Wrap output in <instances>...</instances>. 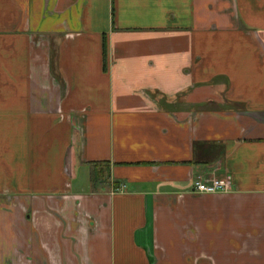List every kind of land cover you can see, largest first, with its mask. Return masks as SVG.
Returning a JSON list of instances; mask_svg holds the SVG:
<instances>
[{"label": "crops", "instance_id": "obj_1", "mask_svg": "<svg viewBox=\"0 0 264 264\" xmlns=\"http://www.w3.org/2000/svg\"><path fill=\"white\" fill-rule=\"evenodd\" d=\"M0 264H264V0H0Z\"/></svg>", "mask_w": 264, "mask_h": 264}, {"label": "built area", "instance_id": "obj_2", "mask_svg": "<svg viewBox=\"0 0 264 264\" xmlns=\"http://www.w3.org/2000/svg\"><path fill=\"white\" fill-rule=\"evenodd\" d=\"M194 189L200 194L227 193L232 190V183L227 178L222 180L213 178L207 181L201 175L194 181Z\"/></svg>", "mask_w": 264, "mask_h": 264}, {"label": "trees", "instance_id": "obj_3", "mask_svg": "<svg viewBox=\"0 0 264 264\" xmlns=\"http://www.w3.org/2000/svg\"><path fill=\"white\" fill-rule=\"evenodd\" d=\"M91 182L93 187H97L98 184L102 185L109 180V165L103 163L91 164ZM118 187L116 189H119Z\"/></svg>", "mask_w": 264, "mask_h": 264}, {"label": "rangeland", "instance_id": "obj_4", "mask_svg": "<svg viewBox=\"0 0 264 264\" xmlns=\"http://www.w3.org/2000/svg\"><path fill=\"white\" fill-rule=\"evenodd\" d=\"M98 185H100V184H98Z\"/></svg>", "mask_w": 264, "mask_h": 264}]
</instances>
